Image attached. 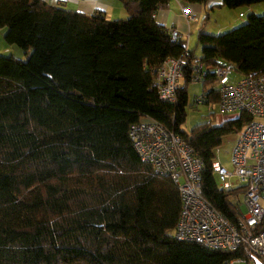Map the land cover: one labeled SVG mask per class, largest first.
Segmentation results:
<instances>
[{
  "label": "trees",
  "instance_id": "obj_1",
  "mask_svg": "<svg viewBox=\"0 0 264 264\" xmlns=\"http://www.w3.org/2000/svg\"><path fill=\"white\" fill-rule=\"evenodd\" d=\"M119 1L127 19L0 0L4 41L28 56H0V264H225L243 256L175 238L180 192L140 159L129 130L150 117L180 134L204 162L203 196L236 223L245 190L218 189L215 151L254 118L242 113L186 132L188 87L203 63L205 103L218 105L217 68L263 75L264 14L222 35L201 30L198 56L155 20L172 0ZM260 4L223 0L229 9ZM181 57L187 64L172 105L154 88L155 73Z\"/></svg>",
  "mask_w": 264,
  "mask_h": 264
},
{
  "label": "built area",
  "instance_id": "obj_2",
  "mask_svg": "<svg viewBox=\"0 0 264 264\" xmlns=\"http://www.w3.org/2000/svg\"><path fill=\"white\" fill-rule=\"evenodd\" d=\"M189 23L196 20L189 8L183 9ZM173 40L179 31L170 28ZM184 58L167 59L156 71L154 88L160 98L176 105L183 85ZM233 64L217 68L215 89L219 96L218 116L238 118L247 113L254 120L239 133L232 152L233 169L214 163L213 178L219 190L244 188L239 217L229 221L203 196V160L180 134L148 117L133 124L129 136L140 159L155 173L170 176L178 188L182 209L174 236L179 241L197 243L220 252H241L243 256L225 264H264V74L243 77L231 83ZM208 75L203 63L196 65L192 84H202ZM208 91L195 102L204 104ZM219 122V119H216ZM241 205L246 213L241 212Z\"/></svg>",
  "mask_w": 264,
  "mask_h": 264
},
{
  "label": "rangeland",
  "instance_id": "obj_3",
  "mask_svg": "<svg viewBox=\"0 0 264 264\" xmlns=\"http://www.w3.org/2000/svg\"><path fill=\"white\" fill-rule=\"evenodd\" d=\"M106 3L108 4L106 17L109 20H122V19L124 20L128 18V13L124 9L123 5L119 0H107ZM225 8L226 9H224L223 12H218V14H216L218 20L212 17L210 20L206 21V26L204 28L205 30L202 29L205 33L211 35H222L229 31H232L237 27L244 25L247 22L248 15L242 16L243 14L242 11H237L238 9H229L227 7ZM263 14L264 11L263 12L258 11L255 13V15H263ZM200 31L201 29L197 31L194 30V33L190 36V44H189L192 45L191 50H195V53L198 56L199 53L201 52V48L198 45V35ZM3 39L2 42L0 41V49L2 47V44L7 49L9 48L8 51H6L7 53V55H5L6 57L3 58H9L13 55L14 57L21 58L22 61H26L28 56H26L21 49L15 46L7 45V43ZM15 50H19L18 52L20 54L17 55L15 53ZM243 77L244 76H242L241 74L234 72V74L231 77V83H236L241 79H243ZM207 90H209V88ZM203 91H205V89L203 88V84L193 83L190 84L188 87L189 102L186 111V121L185 124L183 125V130L186 132L190 133L195 126L202 123L214 122V124H216L215 123L216 114L219 113L218 105H212L206 103L197 104V102H195L197 97L202 95ZM238 136L239 133H234L224 138L222 146L216 149L215 151V163L222 164L228 169H233L232 152L236 145ZM241 212L243 214L246 213V207L244 205H241Z\"/></svg>",
  "mask_w": 264,
  "mask_h": 264
},
{
  "label": "crops",
  "instance_id": "obj_4",
  "mask_svg": "<svg viewBox=\"0 0 264 264\" xmlns=\"http://www.w3.org/2000/svg\"><path fill=\"white\" fill-rule=\"evenodd\" d=\"M52 5L63 6L67 9L85 13L93 14L96 11H102L107 15L108 4L107 0H45ZM189 8L192 15L195 16L196 20L189 23L183 15V9ZM70 9V10H71ZM226 9L223 6V0H208L206 4H185L181 0H172L166 8H161L155 14V20L157 24L164 26L167 29L174 28L179 31V39L187 43L188 49L191 50L192 45L190 44V36L194 33V30H202L206 26V21L212 17L218 20L216 14L223 12ZM226 11V10H225ZM237 11H242V16L249 14H255L258 11L263 12V5H254L250 7L239 8ZM213 13V14H212ZM208 28V26H207ZM205 30V29H204ZM210 30V27H209ZM5 30H0V41L2 42ZM4 40V39H3ZM9 49V48H8ZM8 49L3 46L0 49V56L7 55ZM19 50H15V53L19 55ZM201 55V52L199 53ZM219 119V122L216 121ZM227 120H234V117L230 116H218L215 118L217 125L222 124Z\"/></svg>",
  "mask_w": 264,
  "mask_h": 264
},
{
  "label": "water",
  "instance_id": "obj_5",
  "mask_svg": "<svg viewBox=\"0 0 264 264\" xmlns=\"http://www.w3.org/2000/svg\"><path fill=\"white\" fill-rule=\"evenodd\" d=\"M258 264H260V263H258Z\"/></svg>",
  "mask_w": 264,
  "mask_h": 264
}]
</instances>
